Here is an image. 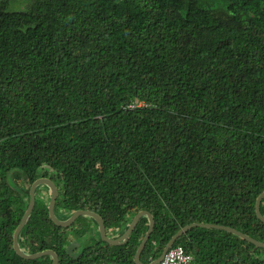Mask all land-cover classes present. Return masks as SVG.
Masks as SVG:
<instances>
[{"label": "trees", "instance_id": "trees-1", "mask_svg": "<svg viewBox=\"0 0 264 264\" xmlns=\"http://www.w3.org/2000/svg\"><path fill=\"white\" fill-rule=\"evenodd\" d=\"M54 181L55 216H102L120 235L146 210L149 264L192 222L264 242V0H0V264L33 181ZM40 183L18 234L57 264H136L149 219L103 241L90 216L55 225ZM264 216V197L260 201ZM79 240V242H78ZM82 242V243H80ZM72 250H67L68 246ZM193 264H264V247L224 229L179 236Z\"/></svg>", "mask_w": 264, "mask_h": 264}, {"label": "water", "instance_id": "water-1", "mask_svg": "<svg viewBox=\"0 0 264 264\" xmlns=\"http://www.w3.org/2000/svg\"><path fill=\"white\" fill-rule=\"evenodd\" d=\"M40 183H44L45 185H47V187L49 188V191H50V198H49V202H48V214H49V217L50 219L52 220V222L57 225V226H60V227H69L71 225L74 224V222L82 215H87V216H90L92 217L96 222H97V225H98V230H99V234H100V237L103 241L111 244V245H120V244H123L125 242H127L129 236H130V233L132 231V229L134 228V226L136 225V222L138 220V218L142 215H146L149 219V226H148V229L143 237V239L141 240L139 246L137 247V250L135 252V255H134V260H135V263L136 264H143L140 260V253H141V250L143 248V246L145 245L147 239L149 238V235L153 229V226H154V217L152 216L151 213H149L148 211L146 210H141L139 211L135 216L134 218L132 219L131 223L129 224L127 230L117 239H109L106 235V228H105V222H104V219L102 218V216L94 211H91V210H82V209H78L76 211H74L67 219L65 220H60L58 219L56 216H55V213H54V208H55V205H56V202H57V199H58V190H57V187L54 183V181H52L50 178L48 177H40L38 179H36L35 181H33V183L31 184L30 188H29V202H28V205H27V208L25 210V212L23 213L19 223L16 225L14 231H13V235H12V245H13V249L14 251L22 258L24 259H34V258H37V257H40L44 254H50L52 256V262L51 264H57L58 263V255L57 253L52 250V249H44V250H41V251H38V252H35V253H24L20 246H19V243H18V234L20 232V230L22 229V227L24 226L31 210H32V207H33V204H34V200H35V189L37 187L38 184ZM264 197V191L261 192L257 199H256V202H255V213H256V216L262 220L264 222V216L261 214L260 212V201L261 199ZM193 226H203V227H209V228H217V229H224V230H227V231H230L232 233H235L237 235H239L240 237L250 241L251 243H253L255 246H259V247H264V242H260L234 228H231V227H228V226H224V225H219V224H212V223H198V222H192L190 224H187L185 226H183L181 229H179L172 237L171 239L167 242V244L165 245V247L163 248V251L161 252V254L155 259L152 261V263H156L158 262L163 254L166 252V250L168 248H170L173 243L175 242V240L181 236L184 232H186L189 228L193 227ZM67 250L70 252L72 250V246H68L67 247ZM150 264V263H149Z\"/></svg>", "mask_w": 264, "mask_h": 264}, {"label": "built area", "instance_id": "built-area-1", "mask_svg": "<svg viewBox=\"0 0 264 264\" xmlns=\"http://www.w3.org/2000/svg\"><path fill=\"white\" fill-rule=\"evenodd\" d=\"M193 262H194L193 255L186 253L182 246L177 245L168 248L158 262L156 263L154 262L150 264H193ZM97 264H110V263L105 261H100Z\"/></svg>", "mask_w": 264, "mask_h": 264}, {"label": "crops", "instance_id": "crops-1", "mask_svg": "<svg viewBox=\"0 0 264 264\" xmlns=\"http://www.w3.org/2000/svg\"><path fill=\"white\" fill-rule=\"evenodd\" d=\"M137 214V213H136ZM136 214H134L133 215V217L130 219V222L128 223V225H127V227H126V229L120 234V235H117L115 232H113L112 230H109V234H108V229H107V226H106V224H105V228H106V235H107V237L109 238V239H112V240H114V239H117V238H119L126 230H127V228H128V226H129V224L131 223V221H132V219L134 218V216L136 215ZM142 216H140L139 218H138V220H137V222H136V224L138 223V221H139V219L141 218ZM92 218V217H91ZM93 219V218H92ZM96 222V221H95ZM96 224H97V222H96ZM136 226V225H135ZM134 226V227H135ZM148 226H149V223H148ZM154 227V226H153ZM97 228H98V225H97ZM148 229V228H147ZM133 230V229H132ZM147 231V230H146ZM98 232H99V230H98ZM132 232V231H131ZM152 232V231H151ZM146 233V232H145ZM151 234V233H150ZM130 235H131V233H130ZM145 235V234H144ZM99 236H100V234H99ZM150 236V235H149ZM130 237V236H129ZM144 237V236H143ZM143 237H142V239H143ZM101 238V237H100ZM129 239V238H128ZM141 239V240H142ZM148 240V239H147ZM128 241V240H127ZM173 246V245H172ZM135 261V260H134Z\"/></svg>", "mask_w": 264, "mask_h": 264}, {"label": "rangeland", "instance_id": "rangeland-1", "mask_svg": "<svg viewBox=\"0 0 264 264\" xmlns=\"http://www.w3.org/2000/svg\"><path fill=\"white\" fill-rule=\"evenodd\" d=\"M78 242H79V240H78ZM80 243H82V242H80ZM83 244V243H82Z\"/></svg>", "mask_w": 264, "mask_h": 264}, {"label": "clouds", "instance_id": "clouds-1", "mask_svg": "<svg viewBox=\"0 0 264 264\" xmlns=\"http://www.w3.org/2000/svg\"><path fill=\"white\" fill-rule=\"evenodd\" d=\"M152 263V262H151Z\"/></svg>", "mask_w": 264, "mask_h": 264}]
</instances>
